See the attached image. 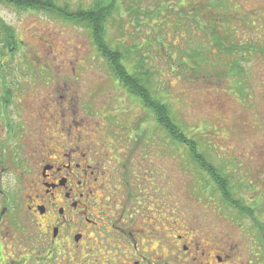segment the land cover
I'll list each match as a JSON object with an SVG mask.
<instances>
[{
    "label": "rangeland",
    "instance_id": "374dc122",
    "mask_svg": "<svg viewBox=\"0 0 264 264\" xmlns=\"http://www.w3.org/2000/svg\"><path fill=\"white\" fill-rule=\"evenodd\" d=\"M52 1L67 14L111 3ZM114 1L115 10L105 27L107 44L121 52L122 64L150 101L144 102L116 75L85 21L53 10L21 8L6 0H0V76L7 77L8 92L13 93L8 114L15 107L24 126L14 136L26 139V130L36 128V147H41L44 126L57 147H64L65 133L51 126L50 115L63 123L61 112L73 107L72 117L86 121L79 129L89 155L99 154L107 172L117 176L115 192L129 186L133 194L130 229L119 237L109 221L97 219L85 248L78 246L70 256L42 235L44 219L32 217L27 208L29 189L21 191V177L7 170L0 177V256L8 257L9 263L36 264L30 260L41 248L37 256L51 254L45 264H128L142 255L148 257L142 264H150L158 260L153 251L157 248L148 247L147 238L158 228L161 209L169 218L168 226L193 227V235L207 249L226 252L230 246L233 263L264 264V0H223L230 6L225 24L229 29L219 26L236 44L231 55L209 42V31L200 25L205 22L195 20L190 8L181 6L191 7L190 0ZM4 27L7 37L9 28L14 33L7 48L2 41ZM203 44L211 50L196 59L200 70H192L197 66L189 54L206 51ZM63 95L72 98V107L63 103ZM153 100L171 108L180 142L160 123ZM35 113L36 121L31 120L29 127ZM76 129L74 135L79 133ZM183 134L188 142H195L202 161L228 179L233 202L191 157ZM27 140L22 143L27 145ZM115 154L121 156L119 164L113 160ZM92 212L97 213L95 208ZM131 229L148 232L138 250L127 243L128 238L135 240L129 235ZM165 242L171 246V238ZM149 248L148 255L144 252ZM172 252L165 257L176 264Z\"/></svg>",
    "mask_w": 264,
    "mask_h": 264
},
{
    "label": "flooded vegetation",
    "instance_id": "af4514ba",
    "mask_svg": "<svg viewBox=\"0 0 264 264\" xmlns=\"http://www.w3.org/2000/svg\"><path fill=\"white\" fill-rule=\"evenodd\" d=\"M3 42V46L7 48V42ZM1 65H4V61H1ZM6 78L5 75L0 76V177L7 170L19 174L22 179L21 191L23 189L30 191V203L27 205L29 213L34 218L44 219L42 220L45 230L42 235L49 240L50 245L63 247L65 252H70L69 255L75 252L78 246L85 248L83 243L90 239V231L97 228L95 227L97 219H106L115 229L112 232L117 233L119 237H124L127 228L130 229L129 218L132 212L129 211L131 208L129 203L133 194L130 189L128 190L129 186L122 190L118 187L115 192L116 184L119 182L117 176L109 169L107 172L108 167L105 168L103 165L105 163L102 159L99 160V154L89 155L90 148L84 145V136L79 129L86 121L83 118L78 120L72 117V112L75 111L72 107V98L63 95V103L72 107L61 112L63 123L57 122L56 118L50 115L51 126L59 127V131L65 133V146L58 145V148L53 137L44 133L43 126L40 132L42 138L39 142H42V146L36 147V128L30 133L26 130V139H22L23 135L22 138L14 136L16 132L21 131L20 129H24V126L20 124L15 107L12 108L11 116L8 114V99L13 93L8 92ZM67 116L69 117L66 118ZM31 120L36 121V113L28 120L29 127L32 126ZM75 127L79 132L77 135L73 134ZM16 138H21L23 142L29 139L27 143L25 142L27 145L22 143L21 139L14 146L9 145V142ZM140 156L142 157V153ZM113 158L119 164L121 156L115 154ZM10 161L13 163L11 168ZM91 161H94L95 165H92ZM124 177L122 175L123 180H125ZM120 182L124 184L122 179ZM126 189L127 192L124 193ZM93 208L97 211L95 215L92 212ZM105 212H107L106 216L101 218L100 215ZM164 213L161 209L157 210L158 228H155V232L152 233L150 237L152 240L147 238L148 232L143 233L140 229L137 232L131 229L130 237L135 235L133 243L129 238L127 240V243L131 242L132 248L133 246L134 249L136 248L135 250H138L139 241L144 239L145 235L148 247L149 244L156 245L157 249L152 250L158 260H151L150 264H174L165 257L167 254L170 255L169 250L174 252L171 255H175L176 264H251L243 260L233 263L234 252L231 251L230 246L228 247L230 251L226 252H216L214 247L207 249V245L202 243V246L200 240L195 238L196 230L193 227L188 230H183L178 225L170 227L167 225L169 218ZM163 224H166L165 229ZM138 232L141 234H137ZM169 238H171V246L165 242ZM47 239H45L46 242H48ZM141 244L143 245L142 241ZM201 248H203L202 252H200ZM147 250L144 253L152 254L150 248ZM0 259L1 264H9L8 257L0 256ZM145 260L147 261L148 257L142 255V258L139 256L128 264H142ZM257 264H263V262Z\"/></svg>",
    "mask_w": 264,
    "mask_h": 264
},
{
    "label": "trees",
    "instance_id": "16d2710c",
    "mask_svg": "<svg viewBox=\"0 0 264 264\" xmlns=\"http://www.w3.org/2000/svg\"><path fill=\"white\" fill-rule=\"evenodd\" d=\"M9 4H14L21 8H36V9H48L53 10L59 14L66 15V18L75 19L77 21H85L87 26L92 30L93 38L95 40V44L97 45L99 51L102 53V55L109 61V63L112 65L114 72L116 75L125 83V85L128 88H131L136 94L140 95L139 97L142 98L144 102L150 101L148 98V94L143 92L142 89L138 86V80L137 83L133 79V75L128 74V71L122 64V54L120 51L113 50L106 41L105 37V27H106V21L108 20V17L111 15L113 10H115V1L111 0L109 4L104 3L102 5L101 3H97L94 8H91L89 10L80 9L74 13L67 14L65 9H58L55 6V3L52 0H6ZM53 2V4H52ZM191 7L189 5L181 3V6L183 8H190V12L194 13V19L198 21H204L205 24H200L201 28L207 29L209 31V42H214L215 46L219 51H225L228 54H233L235 52V43L230 42L227 35L223 34L221 26H219V23H222L224 28L228 30V26L225 24H229L228 20L229 18L226 16L227 12L230 11V6L224 4L223 0H190ZM52 4V5H51ZM12 29L9 28V35L7 37L8 29L4 27L2 29V39L3 41L7 42L8 44H11V39L14 37V33L11 32ZM6 32V34L4 33ZM15 42V41H14ZM213 44V43H212ZM10 46V45H9ZM204 46V49L207 47L206 51H203L200 54L197 53H190L189 58L195 63V66L197 67H191L192 70H200L201 63L197 61V58L203 59L204 56H208L209 52L211 50V46ZM238 46V45H237ZM12 49V48H11ZM190 52V51H189ZM188 52V53H189ZM207 53V54H206ZM206 54V55H205ZM211 56V55H210ZM208 58V57H207ZM243 58V57H242ZM188 59V58H187ZM187 61V60H186ZM182 62V61H181ZM185 62V61H184ZM234 63L237 65L238 62L234 61ZM183 63H180L179 66H182ZM199 68V69H198ZM127 71V72H126ZM156 100H153L154 104H152V108L156 110V114L160 118V123L164 125V127L167 129L168 132L172 136H174L178 142L181 141L182 135H180V131L178 129L177 124L174 121V118L172 116V110L169 107V105L165 104L164 102L156 103ZM187 135L183 134V142L190 148L191 150V157L194 158V161L198 162L203 169L211 175L213 178V181L218 186L219 190L224 194L226 200L233 202V198L231 196V193L229 191V181L226 177L219 175L216 173L214 169L209 165H207L205 162L202 161L201 155H199L196 151V145L193 140L190 142L186 139ZM39 250L41 251V248L38 249L36 252V257L31 258L30 262H32V259L35 260L36 264H45L47 261L51 260V254L44 255L45 257L37 256ZM45 258V259H44ZM28 259V258H25ZM44 259V260H43ZM9 264H22L18 263V261L13 260ZM23 264H27L25 261ZM31 264V263H29Z\"/></svg>",
    "mask_w": 264,
    "mask_h": 264
}]
</instances>
